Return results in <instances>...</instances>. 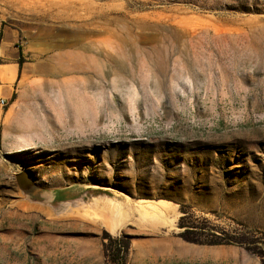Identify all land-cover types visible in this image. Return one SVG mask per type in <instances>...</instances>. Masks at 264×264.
<instances>
[{
  "label": "rangeland",
  "instance_id": "rangeland-1",
  "mask_svg": "<svg viewBox=\"0 0 264 264\" xmlns=\"http://www.w3.org/2000/svg\"><path fill=\"white\" fill-rule=\"evenodd\" d=\"M5 27L0 264H264V0H0Z\"/></svg>",
  "mask_w": 264,
  "mask_h": 264
},
{
  "label": "crops",
  "instance_id": "crops-1",
  "mask_svg": "<svg viewBox=\"0 0 264 264\" xmlns=\"http://www.w3.org/2000/svg\"><path fill=\"white\" fill-rule=\"evenodd\" d=\"M1 31H2V37L0 38V55L7 57L8 61H5L4 63H0V86H1L0 96L8 99L12 97L15 91H17V81L21 70L19 64L20 50L18 49V45H17L20 32L14 28H7V27L2 28ZM57 193H58L57 191L52 192V197L54 199L56 198L55 195ZM67 202L68 201H63V203H67ZM168 241L172 242L171 245L167 246V250L171 252L172 246L175 244L176 240L169 239ZM158 243L155 241L150 244L158 245ZM181 248H183L184 252L180 250ZM181 248L178 249L179 252L178 254H181L183 256H186L188 253H190L191 254L190 256H192L193 251L194 252L198 251L197 252L198 255H201L200 253H205V254L207 253V249H201V248L191 249L190 247L183 244L181 245ZM185 251L187 254L185 253Z\"/></svg>",
  "mask_w": 264,
  "mask_h": 264
},
{
  "label": "bare ground",
  "instance_id": "bare-ground-1",
  "mask_svg": "<svg viewBox=\"0 0 264 264\" xmlns=\"http://www.w3.org/2000/svg\"><path fill=\"white\" fill-rule=\"evenodd\" d=\"M76 95H78V93L76 94ZM81 96V95H80ZM84 97V96H83ZM80 98V97H79ZM60 99V102L58 103V106H54V107H52L54 110H55V112L57 113V115L58 116H60L61 117V121H62V123H68L69 122V120L68 119H71L72 121H74L75 120V117L76 118H80L82 115H85V116H90V118H92L93 120H92V122L93 121H95L96 122V119H97V116H98V113L99 112H101V111H104L103 110V106L101 107V106H99L98 104H99V102H96L95 101V103H91L87 98H80V99H82V100H79V101H77L76 100V103L75 104H68L67 102H63V101H61V100H63V98H62V96H61V98H59ZM72 107V108H71ZM74 107V108H73ZM71 108V109H70ZM76 110L75 112H73V110ZM72 113H75L76 115H72ZM58 116H57V118H58ZM88 119V118H87ZM60 121V120H59ZM81 121V120H80ZM73 122H71L69 125H71ZM29 126H31V127H27V129H30L29 131H32L34 128H32L33 127V125L32 124H28ZM27 125V126H28ZM66 126V125H65ZM33 134L32 133H30L29 135H27V134H25V135H22V139L24 138V139H26V141L27 140H29L30 139V137L32 136ZM23 139V140H24ZM64 201H68L67 203H65V205H66V209L70 212V213H75V212H78V213H82V212H85V211H88V210H91V209H93L96 205H98V202H99V200H97V199H91V200H87V199H83L82 201H80V202H78V203H74V201L73 202H69V200H64ZM119 207V206H118ZM125 208V207H124ZM119 209H120V207H119ZM143 209V208H142ZM120 211V210H119ZM118 212V211H117ZM123 212H125V211H123ZM121 213V212H119V213H121V215L123 214L124 215V213ZM115 214V213H114ZM116 215V214H115ZM122 215V216H123ZM126 215V214H125ZM114 216V215H113ZM115 217V216H114ZM127 217V216H126ZM126 217H124V218H126ZM115 224V223H114ZM112 228H113V226H112ZM175 240V239H174ZM158 243V242H157ZM172 243V242H171ZM153 246V245H152ZM162 246H164V245H162ZM179 246V249L181 248V245H178ZM152 248V247H151ZM166 248H167V246H166ZM165 248V249H166ZM169 248V247H168ZM142 249V248H141ZM145 250H147V249H145ZM160 250H163V249H161V247H160ZM171 250V249H170ZM181 251H183V248H181L180 249ZM149 251H151L150 249H149ZM145 252H148V251H145ZM160 252H162V251H160ZM184 252V251H183ZM182 252V253H183ZM175 253V252H174ZM185 253H186V251H185ZM149 254V253H148ZM153 253H151V255H152ZM187 254V253H186ZM154 255V254H153ZM193 255V254H192Z\"/></svg>",
  "mask_w": 264,
  "mask_h": 264
},
{
  "label": "trees",
  "instance_id": "trees-1",
  "mask_svg": "<svg viewBox=\"0 0 264 264\" xmlns=\"http://www.w3.org/2000/svg\"><path fill=\"white\" fill-rule=\"evenodd\" d=\"M1 37H2V32H0V38ZM19 64H20V68H22V64H23V54H22V52H20ZM35 197H37V196H35Z\"/></svg>",
  "mask_w": 264,
  "mask_h": 264
},
{
  "label": "built area",
  "instance_id": "built-area-1",
  "mask_svg": "<svg viewBox=\"0 0 264 264\" xmlns=\"http://www.w3.org/2000/svg\"><path fill=\"white\" fill-rule=\"evenodd\" d=\"M6 104H7V99L2 97V96H0V105L1 106H5Z\"/></svg>",
  "mask_w": 264,
  "mask_h": 264
},
{
  "label": "water",
  "instance_id": "water-1",
  "mask_svg": "<svg viewBox=\"0 0 264 264\" xmlns=\"http://www.w3.org/2000/svg\"><path fill=\"white\" fill-rule=\"evenodd\" d=\"M33 192L36 193V192H39V190H34Z\"/></svg>",
  "mask_w": 264,
  "mask_h": 264
}]
</instances>
